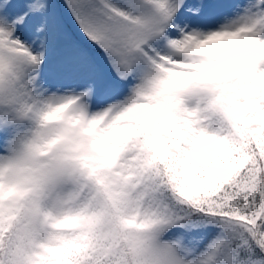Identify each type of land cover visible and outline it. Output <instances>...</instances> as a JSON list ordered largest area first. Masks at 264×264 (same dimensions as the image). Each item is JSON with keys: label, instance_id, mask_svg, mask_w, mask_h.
I'll list each match as a JSON object with an SVG mask.
<instances>
[{"label": "snow or ice", "instance_id": "snow-or-ice-1", "mask_svg": "<svg viewBox=\"0 0 264 264\" xmlns=\"http://www.w3.org/2000/svg\"><path fill=\"white\" fill-rule=\"evenodd\" d=\"M0 264H264V0H0Z\"/></svg>", "mask_w": 264, "mask_h": 264}]
</instances>
